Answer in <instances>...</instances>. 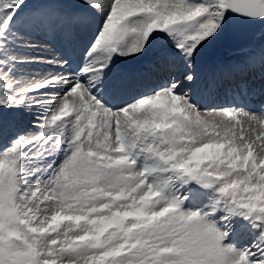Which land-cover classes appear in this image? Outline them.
<instances>
[{
    "label": "snow or ice",
    "instance_id": "obj_1",
    "mask_svg": "<svg viewBox=\"0 0 264 264\" xmlns=\"http://www.w3.org/2000/svg\"><path fill=\"white\" fill-rule=\"evenodd\" d=\"M0 264H264V0H0Z\"/></svg>",
    "mask_w": 264,
    "mask_h": 264
},
{
    "label": "rangeland",
    "instance_id": "obj_2",
    "mask_svg": "<svg viewBox=\"0 0 264 264\" xmlns=\"http://www.w3.org/2000/svg\"><path fill=\"white\" fill-rule=\"evenodd\" d=\"M221 46V45H220ZM220 46H215V47H213V48H210V49H208L209 50V52L211 51L215 56H216V54H218V51H219V47ZM45 47H46V49L48 50V52H47V50L45 51V52H43V53H39V55H42V56H44L45 58H51L52 56H55V54H56V52L58 51V54H56V55H60V52H59V50H58V47L55 45V44H51V45H45ZM238 51V50H237ZM237 51H235V52H237ZM210 52V53H211ZM229 55V54H228ZM236 54L234 53V55L233 56H235ZM223 56V55H222ZM203 57H205V58H210V54L208 53V54H206L205 56H203ZM225 57V56H224ZM224 57H222V58H224ZM219 58H220V56H219ZM221 62H224V61H221ZM33 72H40V71H42V70H45L44 69V66H42V65H34V66H32V69H31ZM221 94H223V92H221ZM220 94V95H221Z\"/></svg>",
    "mask_w": 264,
    "mask_h": 264
},
{
    "label": "bare ground",
    "instance_id": "obj_3",
    "mask_svg": "<svg viewBox=\"0 0 264 264\" xmlns=\"http://www.w3.org/2000/svg\"><path fill=\"white\" fill-rule=\"evenodd\" d=\"M47 52H48V50H47ZM211 52V51H210ZM209 52V50H207L205 53H204V56L206 55V54H210V58H205V57H203V61H204V63H205V65H210V64H212V63H215V62H221V61H219L218 59H217V56H215L212 52L210 53ZM56 54H58V51L56 52ZM55 54V56H59V55H56ZM234 53H229V55H228V57H230V58H233L234 56ZM53 57V56H52ZM223 96H224V94H221V98H223Z\"/></svg>",
    "mask_w": 264,
    "mask_h": 264
},
{
    "label": "water",
    "instance_id": "obj_4",
    "mask_svg": "<svg viewBox=\"0 0 264 264\" xmlns=\"http://www.w3.org/2000/svg\"><path fill=\"white\" fill-rule=\"evenodd\" d=\"M243 44V41H235V42H229L224 44L225 47L230 49H236L239 48Z\"/></svg>",
    "mask_w": 264,
    "mask_h": 264
}]
</instances>
